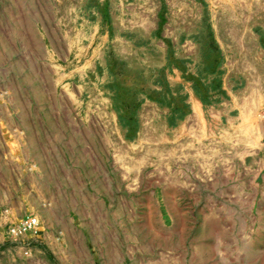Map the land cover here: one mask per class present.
I'll use <instances>...</instances> for the list:
<instances>
[{"label": "rangeland", "instance_id": "rangeland-1", "mask_svg": "<svg viewBox=\"0 0 264 264\" xmlns=\"http://www.w3.org/2000/svg\"><path fill=\"white\" fill-rule=\"evenodd\" d=\"M0 264H264V0H0Z\"/></svg>", "mask_w": 264, "mask_h": 264}, {"label": "built area", "instance_id": "built-area-1", "mask_svg": "<svg viewBox=\"0 0 264 264\" xmlns=\"http://www.w3.org/2000/svg\"><path fill=\"white\" fill-rule=\"evenodd\" d=\"M35 220H30L28 222L22 221L16 228L13 229V232H27L28 229H33L37 227Z\"/></svg>", "mask_w": 264, "mask_h": 264}]
</instances>
